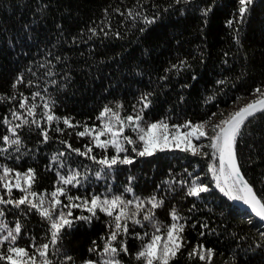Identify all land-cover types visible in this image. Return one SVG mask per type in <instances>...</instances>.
Returning <instances> with one entry per match:
<instances>
[{"label": "trees", "instance_id": "16d2710c", "mask_svg": "<svg viewBox=\"0 0 264 264\" xmlns=\"http://www.w3.org/2000/svg\"><path fill=\"white\" fill-rule=\"evenodd\" d=\"M240 7L239 0H0V149L8 148L0 151V174L7 166L13 170L9 179L15 183V172L34 170L32 191L46 200L56 187H64L66 195L59 197L57 212L68 211L63 208L70 203L67 196L81 198L71 203H82L94 195L101 199L139 197L144 201L136 217L141 224L128 221V232L113 242L117 247L121 241L127 246L128 252L117 257L122 264H143L136 254L155 231L153 224L164 234L173 223V210L180 217L176 222L184 225V246L170 264H209L207 259L188 255L200 245L213 251L210 264H264L263 223L221 193L209 171L210 165L218 164L207 147L214 125L229 116V109L256 97L257 87L264 89V0H252L243 16ZM129 10L141 15L130 17ZM144 16L154 22L145 24ZM49 70L54 75H47ZM20 76L23 81L13 88ZM35 92L40 96L33 100ZM21 93L29 104L37 105L34 118L40 128L30 123L17 129L22 146L16 151L2 137L11 135L5 119L12 125L21 122L13 119V109L29 121L33 119L19 108ZM145 94L147 108L141 100ZM46 101L61 118L59 122H46ZM105 106L118 111L121 118L142 111L140 123L145 127L158 121L170 127L187 121L207 122L208 135L193 142L205 145L200 153L207 155L178 149L138 156L132 148H142V142L126 127L124 135L136 143L124 145L127 151L119 156L127 155L133 163L118 162L110 169L100 165L90 157L111 159L115 149L98 148L90 136L77 133L85 126L101 128L103 121L97 117ZM63 118H69L74 127L65 126ZM42 129L48 132L47 141ZM89 147L92 152L88 155L75 151L87 152ZM236 151L245 178L258 197H264V114L250 118L242 128ZM74 171L80 173L78 184L58 183L57 172L68 176ZM194 184L206 185L210 191L188 195ZM127 188L132 191L126 192ZM22 195L13 188L8 196L0 183V197L5 200ZM153 196L163 201L156 209L148 202ZM0 210L4 213L0 224L9 228L21 224L17 246L31 253L33 242L50 241L49 221L35 209L0 204ZM71 211L72 218L90 215L82 208ZM149 211L154 212L153 220L144 221ZM112 219L97 210L90 221L74 220L70 229L62 230L57 244L50 245L49 259L53 264L99 261L114 230ZM2 235L6 232L0 231ZM92 248L95 251L90 252ZM65 256L72 260L65 261Z\"/></svg>", "mask_w": 264, "mask_h": 264}, {"label": "snow or ice", "instance_id": "6c2138e0", "mask_svg": "<svg viewBox=\"0 0 264 264\" xmlns=\"http://www.w3.org/2000/svg\"><path fill=\"white\" fill-rule=\"evenodd\" d=\"M180 2L181 0H176V3ZM239 3L241 5L239 12L240 15L243 16L247 11V6L252 3V0H239ZM207 11H210V9ZM128 15L135 18L139 17L141 14L139 12L133 13L132 10H129ZM143 22L145 24H151L154 22V18L149 19L147 16H144ZM91 31L95 34L94 29ZM101 31H103V29H101ZM141 31H143V29H141ZM105 35H107V33H105ZM47 75L51 76L54 75V73L49 70ZM22 81L23 77H18L17 81L13 84V88ZM29 83H31V81H29ZM52 83L54 84L55 81L53 80ZM254 94L256 95L255 99L233 111L226 119L214 125V134L208 137L210 143L207 147L212 150V159L218 161V164L213 163L209 167V171L212 173L213 179L215 180V187L229 199L242 201L244 204L248 205L251 211L260 218L261 221H264V197H258L253 190V186L245 178L241 171L236 151L237 138L241 135L242 128L250 118H254L258 113L264 114V89L257 87L254 90ZM20 95L22 99L19 103V108L25 110L27 116L33 117V119L29 121L24 118L23 114L13 109L11 112L13 119L21 122L12 125L11 121L5 119V123L9 124L8 132L11 133V135H4L2 137L4 144L8 147L15 145L16 151H19L22 146V141L17 129L30 123L40 128V122L34 118L37 105L35 103L29 104V98L22 93ZM147 95L148 94H145L141 97V100L144 101L143 108L149 106ZM37 96H40L39 92L33 93L32 99L35 100ZM11 99H15V97ZM41 99H43V97H41ZM43 107L45 109L43 117L46 118V122L49 125H51L53 121L59 122L61 120L60 117H56L53 114L49 102L46 101ZM117 107L120 106L118 105ZM97 119L103 121L101 128H88L85 126L84 130L78 132L77 135L90 136L95 146L98 148L106 150L111 146L115 149L116 155L112 156L111 159L105 157L96 160L95 156L90 157L100 165L106 166L109 169L118 162L121 164L133 163L131 157L125 155L121 159L119 156L121 152L127 151L124 147V143L129 145H134L136 143L130 136L124 135L126 127L136 132L138 140L142 142V148H132V151L136 152L138 156H152L156 151H164L165 149L173 147L181 151L190 152L192 155H207V153H200V149L205 147V145H196L193 143V140L198 141L202 137L208 135L205 130L207 122L193 124L191 121H187L183 125H172L170 129L167 122L158 121L148 123L145 127L141 126L140 123L143 120L142 111L135 117L129 115L126 118H121L118 111H113V109L108 106L103 108ZM63 124L67 127H74L69 118H63ZM181 128L187 129V131H181ZM56 130L62 131L60 128ZM41 134L43 135L44 141L49 139L46 130L42 129ZM106 135H109L110 138L102 140L101 137ZM7 150L8 148L0 149V151ZM75 151L80 155H88L92 152V148H87V152H80L79 149ZM61 155H63V153H61ZM53 159L55 160L57 157ZM12 174L13 170L4 166L2 174H0V183H2L3 188L7 190L8 196H11L13 188L21 191L23 195L16 200H5L3 197H0V204H13L16 207L27 205L30 210L35 209L42 217L49 221L51 239L48 243H41L39 245L33 242L29 247L33 248L34 251L30 253L28 248L17 246V240L21 233V224L19 222L15 224L14 228H9L7 224H0V231L6 232V235L0 236V248H3V251H0V261H6L7 264H53V261L49 259L50 245L54 247L57 244L61 239L62 230L65 228L70 229L73 226L74 220L90 221L93 217H96L97 210H99L108 217L113 218L112 224H114V230L111 232L110 237L104 244L102 252L99 254L100 260H86L83 264H122V260L117 257L120 252H128L127 246L123 241L120 242L118 247L114 246L113 242L117 240L118 235L128 232V221H132L134 224H141V221L136 219V217L143 207V200L139 197H136L135 200H125L123 195H113L110 199L108 197L101 199L100 196L94 195L90 200L84 199L82 203H71V201L81 200V198L67 196L70 203L63 205V208H67L68 211L65 212L61 209L57 212L58 206L61 205L59 197L66 195V189L64 187H56L50 194L51 199L46 200L43 195L38 194L36 191H32V184L35 180L34 170L29 169L25 173L15 172V183H12L9 179ZM79 175L80 173L75 171L68 176L60 175V173L57 172V176L59 177L58 183L70 185L75 181L78 184L79 180H77V177ZM96 175L97 178H99L100 172H97ZM125 191L131 192L132 189L127 188ZM208 191H210L208 186L194 184V186L189 189L188 195L199 196L200 193ZM148 202L151 204L152 209L160 207L163 203L162 200L157 201L155 196ZM132 205H134V207H130ZM73 208H82L90 213V215L72 218L71 210ZM114 213L116 214L114 215ZM3 215V211L0 210V216ZM153 217L154 212L149 211L143 216V220L152 221ZM171 219L173 223L166 228L163 235L160 234V226L153 224L155 231L151 234L149 241L145 243L136 254L137 260H142L143 264H170V261L176 258L177 253L184 246V237L182 236L184 225L176 222L180 217L175 210L171 212ZM144 235L148 236L149 234L145 232ZM201 235H203V233H201ZM34 239L35 238H33V240ZM93 243L95 244V242ZM5 245L7 246L5 247ZM89 251H95V248L89 249ZM56 252H59V249H56ZM188 255L190 258L198 256L201 261L207 259L210 264L213 251L211 249H204L203 245H200L198 248H193ZM64 260L71 261L72 257L65 256Z\"/></svg>", "mask_w": 264, "mask_h": 264}, {"label": "rangeland", "instance_id": "374dc122", "mask_svg": "<svg viewBox=\"0 0 264 264\" xmlns=\"http://www.w3.org/2000/svg\"><path fill=\"white\" fill-rule=\"evenodd\" d=\"M256 97H252V98H248V99H246V101L243 103V104H240V105H237V106H234L233 108H231V109H229V111H228V115H230L233 111H235V110H237L238 108H240V107H243L246 103H248V102H250L251 100H253V99H255ZM141 126H143L142 124H141ZM170 129H171V127H170ZM181 131H187V129H184V128H181ZM126 136V135H125ZM110 138V136L109 135H106V138H102L103 140L104 139H109ZM193 142H194V140H193ZM124 145H127V143H124ZM165 150H178V148H175V147H173V148H170V149H165ZM157 152V151H156ZM155 152V153H156Z\"/></svg>", "mask_w": 264, "mask_h": 264}, {"label": "water", "instance_id": "95a60500", "mask_svg": "<svg viewBox=\"0 0 264 264\" xmlns=\"http://www.w3.org/2000/svg\"><path fill=\"white\" fill-rule=\"evenodd\" d=\"M254 190V189H253ZM234 202L242 209V210H245L248 212V214L251 216V217H255L257 218L261 223H263L264 225V221H261L260 218H258L252 211L251 209L249 208L248 205L244 204L243 202L241 201H236L234 200Z\"/></svg>", "mask_w": 264, "mask_h": 264}]
</instances>
